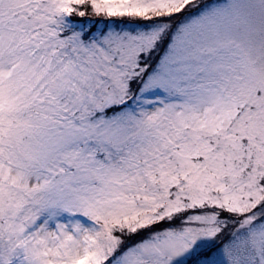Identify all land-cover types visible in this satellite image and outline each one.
<instances>
[{
	"label": "snow or ice",
	"instance_id": "snow-or-ice-1",
	"mask_svg": "<svg viewBox=\"0 0 264 264\" xmlns=\"http://www.w3.org/2000/svg\"><path fill=\"white\" fill-rule=\"evenodd\" d=\"M0 264H264V0H0Z\"/></svg>",
	"mask_w": 264,
	"mask_h": 264
}]
</instances>
